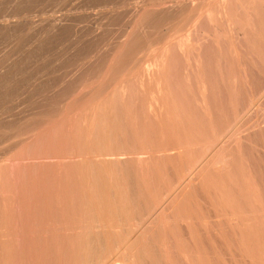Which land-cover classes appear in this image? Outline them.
<instances>
[{
	"label": "rangeland",
	"instance_id": "obj_1",
	"mask_svg": "<svg viewBox=\"0 0 264 264\" xmlns=\"http://www.w3.org/2000/svg\"><path fill=\"white\" fill-rule=\"evenodd\" d=\"M214 1L0 0V264H264V0Z\"/></svg>",
	"mask_w": 264,
	"mask_h": 264
},
{
	"label": "bare ground",
	"instance_id": "obj_2",
	"mask_svg": "<svg viewBox=\"0 0 264 264\" xmlns=\"http://www.w3.org/2000/svg\"><path fill=\"white\" fill-rule=\"evenodd\" d=\"M172 1H173V0H172ZM180 1H181V0H180ZM196 1H197V0H196ZM200 1H201V0H200ZM207 1H208V0H207ZM150 2H151V1H150ZM162 2H163V1H161V3H162ZM188 2H189V1H188ZM214 2H216V0H215ZM214 2H213V4H214ZM161 3H160V4H161ZM199 3H200V2H199ZM199 3H198V4H199ZM250 3H251V2H250ZM156 4H158V3L156 2ZM170 4H171V3H170ZM176 4H177V3H176ZM178 4H179V3H178ZM180 4H181V3H180ZM183 4H184V3H183ZM186 4H187V6L190 5L189 3H186ZM188 4H189V5H188ZM194 4L196 5V2H195ZM208 4H209V2H208ZM161 5H164V4H161ZM191 5H192V4H191ZM195 5H194V6H195ZM201 5H202V4H201ZM211 5H212V4H211ZM211 5H210V6H211ZM240 5H241V4H240ZM259 5H260V4H259ZM262 5H263V4H262ZM169 6H170V5H169ZM169 6H168V7H169ZM176 6H177V5H176ZM180 6L183 7L182 4H181ZM185 6H186V5H185ZM194 6H193V7H194ZM197 6H198V5H197ZM202 6H203V5H202ZM202 6H200V8H199V7H196V8L201 9ZM168 7H167V8H168ZM172 7H173V6H172ZM174 7H175V6H174ZM177 7H178V9H179V5H178ZM193 7H192V8H193ZM204 7H206V5H205ZM240 7H241V6H240ZM240 7H239V3H238V8H240ZM186 8L189 9V7H186ZM192 8H191V9H192ZM208 8H209V7H208ZM208 8H207V9H208ZM242 8H243V7H241V9H242ZM259 8H261V7H259ZM154 9H155V8H154ZM158 9H159V8H158ZM169 9H170V8H169ZM191 9H190V11H191ZM207 9H206V10H207ZM180 10H181V9H180ZM201 10H203V9H201ZM239 10H240V9H239ZM262 10H263V9H262ZM188 11H189V10H188ZM243 11H244V10H243ZM207 12H208V11H206L205 13L207 14ZM252 13H253V12H252ZM195 15H196V14H195ZM200 15H202L201 12H200ZM203 15H204V14H203ZM208 15H211V13H210V14H207L206 16L204 15V16L207 18ZM219 16H220V15H219ZM195 17H196V16H195ZM197 17H198V16H197ZM201 17H203V16H201ZM205 17H204V18H205ZM208 17H210V16H208ZM214 17H215V16H214ZM236 17H238V16H236ZM224 18H225V16H224ZM226 18H227V17H226ZM226 18H225V20H226ZM196 19H197V18H196ZM210 19H211V18H210ZM197 20H198V19H197ZM197 20H196V21H197ZM236 20H237V19H236ZM248 20H250V19H248ZM199 21H200V18H199ZM201 21H202V20H201ZM209 21H210V20H209ZM211 21H212V20H211ZM211 21H210V22H211ZM211 23H213V22H211ZM240 23H241V22H240ZM184 24H186V23H184ZM226 24H227V23H226ZM133 25H134V24H133ZM233 25H234V24H233ZM194 26H195V25H194ZM138 27H139V26H138ZM194 28H195V27H194ZM233 28H235V27H233ZM237 28H239V27H237ZM215 29H219V26H218L217 28H215ZM235 29H236V28H235ZM188 30H189V28H188ZM233 30H234V29H233ZM186 31H187V30H186ZM195 31H196V30H195ZM197 31H198V30H197ZM217 31H219V30H217ZM235 31H236V33H237V30H235ZM173 32H174V31H173ZM233 33H234V31H233ZM192 34H193V33H192ZM218 35H219V32H218ZM174 36H175V35H174ZM219 36H220V35H219ZM194 37H195V36H194ZM220 37H221V36H220ZM177 38H178V37H177ZM216 38H217V37H216ZM197 39H198V38H197ZM175 40H176V38H175ZM221 40H222V39H221ZM239 40H240V39H239ZM165 41H166V40H165ZM197 41H198V40H197ZM170 42H172V41H170ZM199 42H200V41H199ZM166 43H167V42H166ZM168 44H169V43H168ZM168 44H167V45H168ZM181 44H182V43H181ZM167 45H166V46H167ZM182 45H184V44H182ZM233 45H235V44H233ZM159 46H160V45H159ZM184 46H186V45H184ZM184 46H183V47H184ZM164 48H165V47H164ZM158 49H159V48H158ZM242 50H243V49H242ZM190 51H192V50H190ZM249 51H250V50H249ZM180 52H181V51H180ZM193 52H194V51H193ZM190 54H191V53H190ZM183 56H184V55H183ZM255 56H256V55H255ZM243 57H244V56H243ZM195 60H196V59H195ZM196 61H197V60H196ZM157 63H158V62H157ZM196 63H198V62H196ZM163 64H164V63H163ZM155 67H156V66H155ZM227 69H228V68H227ZM228 70H229V69H228ZM196 72H198V71H196ZM202 85H203V84H202ZM211 88H212V87H211ZM208 90H209V89H208ZM209 93H210V92H209ZM207 94H208V93H207ZM207 94H206V95H207ZM200 102H202V101H200ZM216 153H217V152H216ZM113 154H114V153H113ZM117 154H120V152H118ZM217 154H218V153H217ZM108 155H109V154H108ZM120 155H123V154H120ZM230 155H231V154H230ZM114 156H115V155H114ZM126 158H127V157H126ZM120 159H121V158L119 157L118 161H120ZM101 160H102V159H101ZM113 160H115V159H113ZM110 161H111V160H110ZM118 161H117V162H118ZM106 162H107V161H106ZM113 162H114V161H113ZM210 162H211V161H210ZM115 163H116V162H115ZM115 163H114V164H115ZM120 163H121V162H120ZM180 194H181V193H180ZM174 195H175V194H174ZM123 197H124V196H123ZM168 197H169V196H168ZM151 216H152V215H151ZM154 218H155V217H154ZM158 218H159V217H158ZM156 220H157V218H156ZM157 221H160V219L157 220ZM157 221H156V222H157ZM152 222H153V221H152ZM156 222H154V223H156ZM144 233H145V232H144Z\"/></svg>",
	"mask_w": 264,
	"mask_h": 264
}]
</instances>
